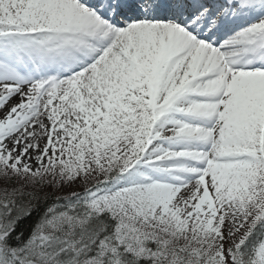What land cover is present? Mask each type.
<instances>
[{
	"label": "snow or ice",
	"instance_id": "6c2138e0",
	"mask_svg": "<svg viewBox=\"0 0 264 264\" xmlns=\"http://www.w3.org/2000/svg\"><path fill=\"white\" fill-rule=\"evenodd\" d=\"M0 264H264V0H0Z\"/></svg>",
	"mask_w": 264,
	"mask_h": 264
}]
</instances>
